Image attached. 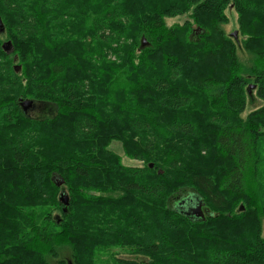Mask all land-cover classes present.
I'll use <instances>...</instances> for the list:
<instances>
[{
    "label": "trees",
    "instance_id": "obj_1",
    "mask_svg": "<svg viewBox=\"0 0 264 264\" xmlns=\"http://www.w3.org/2000/svg\"><path fill=\"white\" fill-rule=\"evenodd\" d=\"M122 1L104 9L96 0H0L5 28L0 34V264H72L59 258L64 245L72 250L75 264H93L97 247L126 244L155 256L153 264H264L260 234L242 235L247 243L243 248L224 235L232 229L228 221L245 228L246 220L254 222L258 216L264 106L246 121L241 116L249 81L257 84V96L264 102V0H131L126 8L135 10L137 1L155 8L140 11L131 27L139 43L135 50L126 47L133 64L142 62L145 52L160 57L171 50L174 58L195 59L205 46L214 56L223 47L233 51L232 38L222 30L230 7L249 32L246 47L253 60L245 65L233 54L228 71L219 69L218 81L203 86L196 97L175 86L179 69L145 83L134 76L142 66L134 68L122 92L127 96L124 108L117 111L119 94L108 92L117 87V75L108 82L99 74L102 82L97 83L88 66L90 59H107L122 39L130 18L120 11ZM37 2L46 11H39ZM99 5L103 12H97ZM190 11L194 23L178 29L165 24V18ZM184 32L191 36L185 47L179 37ZM62 34L64 46L56 43ZM38 39L51 44L43 47L45 58L34 57L41 50L32 43ZM92 39L108 46L100 51ZM8 41L11 54L3 49ZM59 47L65 49L47 51ZM202 97L221 102L229 112L207 110L206 103H198ZM27 100L56 103L58 113L50 121L32 119L21 106ZM112 141H120L127 156L141 165H123L106 148ZM190 188L187 197L196 195L203 208H214L207 209L203 220L169 205L172 195ZM61 194L69 197L68 207ZM125 200L139 212L132 219L126 215L130 223L122 226L118 218L123 210L118 208ZM85 202L90 207L76 213V205ZM119 226L123 235L116 231ZM186 228L190 239L172 246L173 236Z\"/></svg>",
    "mask_w": 264,
    "mask_h": 264
},
{
    "label": "rangeland",
    "instance_id": "obj_2",
    "mask_svg": "<svg viewBox=\"0 0 264 264\" xmlns=\"http://www.w3.org/2000/svg\"><path fill=\"white\" fill-rule=\"evenodd\" d=\"M130 1L131 0H123L121 4V5L123 4L124 5H123V9H120V11L123 13V15H125V13L127 15H130V18H129V21L125 22V24L123 25L124 29L120 33V36L122 37V39L120 40L118 44H116L117 47L115 46V52L110 54L107 57V59L106 58L103 60H97V58L90 59L89 60L90 64L88 66L89 70L92 71L93 74H97L98 76L97 83L102 82L100 80L99 74L105 75L108 82H112L113 76L117 75L118 77L117 87H114L113 90L108 91V92H112L114 95L119 94L118 103L115 108L117 111H120L121 109L124 108L123 100L127 99V96L123 95L124 93L122 92H124L128 88L127 83L130 81L128 76L134 72V68L140 69V67L142 66L140 73L137 74L136 72H134L135 73L134 76H135L136 81H141L142 79L143 82L145 83H150V81L154 77H157L159 74L164 73V75H170L172 74V69H179L181 74L178 77L177 81L175 82L177 83L175 86H177L180 92L189 93L193 95L194 97H196L197 95L201 96V94H203L201 92L202 90L201 88L203 86L209 85L211 81H213V83H216V81H218L217 72L219 69L223 68L224 70L228 71V69L230 68L229 60L233 56V54H235L236 58L242 64L252 65V60H253L252 51L248 50L246 47V41L248 39L249 32L247 29L241 28L239 21H238L239 16L232 7H230L225 12V15L227 17V22L224 24L222 30L225 36L232 38L234 42L233 51H229L227 47H223V51L221 53H218L216 56H214L212 54V50H209L210 46H205L204 50L196 52L195 59L196 61H199L197 63L193 61L195 60L193 59L194 56L191 59H187V58L184 59L178 56H176L177 58H174L172 57L173 52H171V50H167L166 55L160 56V57H156V56L152 57L149 55L148 52H145L143 55V61L140 62L137 59L133 64L132 57H129L127 54V48L135 50L139 46V43L136 42L132 38L133 31L131 30V27L134 25V22L136 21L137 16L141 12L143 14L145 12L152 11L155 8L153 9V8H150L148 5H145L143 3L144 1L143 0L141 2L137 1L138 4H136L135 10H132L130 8L125 7V5L130 3ZM156 1L160 3L163 0H156ZM164 1H169V0H164ZM96 2L97 3L102 2V5L104 6V9H105V7H107L108 4H110L111 2H116V0H96ZM35 5L38 6L39 11H46V7L41 2H37ZM99 8L101 9L102 6L99 5ZM104 9L97 10V12H103ZM192 15H193V12L190 11L180 16L167 17L164 19L165 24L169 28L175 27L176 29H178L180 28L179 26H183L187 22L194 23V19L192 18ZM41 21H43V19H40V22ZM44 21L46 24L50 22L47 19H44ZM216 25L217 24L214 23V27ZM93 26H95V24ZM179 37H181L182 46L184 47L187 46L191 42V36L189 33H185V32L180 33ZM92 40L94 42L95 47L100 51L104 50L103 47L108 46L107 44L101 43L100 41L95 42L94 39ZM36 41L32 42L33 45L39 47L41 50L35 52L34 57L35 58H45V52L43 51V47H45V49H48L51 44H43L42 42H45V39L43 41H41L40 39ZM57 42H60L64 46L66 44L65 35L62 34L59 37V40L56 41V43ZM218 48L222 49L219 46ZM63 49L65 48L59 47L57 50H47V51L51 54H54L53 51H61ZM14 52H15V49H14ZM96 55H98V53H96L94 56ZM13 61L15 62L16 70L20 71L22 67L18 65L19 64L18 55H15L13 57ZM213 62H217L215 64H218L219 66L215 67V64H213ZM167 66H168V71L166 70ZM68 71L70 72V70ZM94 79H92V81ZM120 81L122 82L118 83ZM56 82L58 83V79L56 80ZM249 82H251L252 84L250 83V85L248 86L251 87L255 85V88L250 89V87L248 88V86L245 88L246 109H245V112L241 116L244 119V121L248 119L249 115L255 113L256 111L260 110L264 106V102L261 99H259L257 96L258 95L257 84L254 82V80L249 81ZM94 87L95 86L92 85L93 89ZM92 94H94V92L91 90V95ZM198 103H200L203 106L206 103L207 110L209 111L222 110V111L229 112L227 109H225V105H222L221 102L213 103L212 101L205 100L202 97V99H200ZM129 107L131 106L129 105ZM193 111H194V108L191 107L188 111H186V113L188 115H191ZM104 112H106V109L104 110ZM27 113L32 119L50 121L56 117L58 113V106L56 103L54 104L52 103L51 104H35V106L30 108ZM58 138L59 139L61 138L60 133L58 135ZM67 143H70V142H67ZM106 148L108 150L115 152L117 155H119L120 159H122V164L125 166H140L141 165L140 162L131 160L127 156L126 149H124L123 144L120 141H112L109 144V146H106ZM67 150H68L67 152H69L70 148H67ZM62 153L63 152L60 151V154ZM261 157L264 158V143L261 146ZM258 179H259V185H260V202H257V210H256L258 212V216L256 219L257 221L253 222V221L246 220L245 222L247 223V225H245V228H243V226L240 227V225L236 221H228L230 225H232V229L228 233L224 234V235H227L230 240L232 239L237 240L236 243L241 248L247 245V243L244 242L245 240L244 237L241 238V236L244 234L245 235L246 234L248 235L249 233H251V235L260 234L262 238H264V163H261L259 173H258ZM72 187L74 186L72 185ZM68 191H70V189ZM192 191L193 190L191 188L184 189L182 190V192L172 195L169 199L170 200L169 205L174 206L176 203L181 202L183 199H185L188 196V193ZM132 205H133V202L130 200L121 201V203L119 204L118 209L123 210L120 218H118V219H123L122 221H120L119 223L120 225L123 226L125 223L129 222L127 218L129 217L130 219H132V216H135V214L139 212V211L137 212V210H135V208ZM76 207H77L76 213L78 212L81 213V211L83 210V207H90V203L85 202V203H82V207H81V204L76 205ZM207 209H209L210 211L214 210V208L208 204L202 210L203 212H206ZM240 209L243 211L245 210L243 205L240 206ZM126 215H128V217ZM113 218H116V217L113 216ZM217 221H220V222H217L219 225L221 223L222 224L227 223L222 220H217ZM187 228L185 230L182 229L181 231H179L178 234H175L173 236V239H176V241L172 242L171 244L172 246H176L178 243H183L184 241L190 239L192 233ZM116 231L119 232L121 235L124 234L120 226H119V229H116ZM96 249L97 251H96L93 264H121V261L135 262L137 264H153V259L155 257V256H152L148 251H143L144 253L140 254L139 251H137L135 247L129 246V244H126V247H114V248H107L105 246H99ZM59 258L60 260H64L65 263L72 261V264H75L74 261L72 260V250L70 249L69 246L64 245L62 248L59 249ZM53 263H56V262H53Z\"/></svg>",
    "mask_w": 264,
    "mask_h": 264
},
{
    "label": "water",
    "instance_id": "obj_3",
    "mask_svg": "<svg viewBox=\"0 0 264 264\" xmlns=\"http://www.w3.org/2000/svg\"><path fill=\"white\" fill-rule=\"evenodd\" d=\"M196 28V27H195ZM5 33V28L2 23V20L0 18V34ZM236 35V33H235ZM3 49L6 53L11 54L13 52V45L12 42L8 41L5 42L3 45ZM21 106L25 113L27 111L34 107L35 104L32 101H23L21 102ZM61 202L64 203L66 207L69 205V197L66 194H61L60 197ZM185 202V206L184 203ZM176 210H178L180 213H183L187 217L195 218L196 220H203L205 218V214L203 212V203L198 199L196 195H191L188 198L183 199L181 202H178L175 204Z\"/></svg>",
    "mask_w": 264,
    "mask_h": 264
},
{
    "label": "flooded vegetation",
    "instance_id": "obj_4",
    "mask_svg": "<svg viewBox=\"0 0 264 264\" xmlns=\"http://www.w3.org/2000/svg\"><path fill=\"white\" fill-rule=\"evenodd\" d=\"M187 198H188V197H187ZM183 204H184V206L186 205L185 202H184ZM203 209H204V208H203ZM204 214H206V212H204Z\"/></svg>",
    "mask_w": 264,
    "mask_h": 264
}]
</instances>
